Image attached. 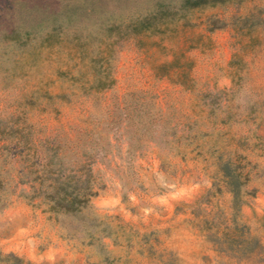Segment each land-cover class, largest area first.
<instances>
[{
	"label": "rangeland",
	"instance_id": "1",
	"mask_svg": "<svg viewBox=\"0 0 264 264\" xmlns=\"http://www.w3.org/2000/svg\"><path fill=\"white\" fill-rule=\"evenodd\" d=\"M154 1L0 0V117L66 158L102 151L69 214L32 196L27 152L0 147V264H264V0L143 20ZM257 8L255 28L230 25ZM92 59L114 82L81 93ZM88 105L111 120L68 139Z\"/></svg>",
	"mask_w": 264,
	"mask_h": 264
},
{
	"label": "trees",
	"instance_id": "2",
	"mask_svg": "<svg viewBox=\"0 0 264 264\" xmlns=\"http://www.w3.org/2000/svg\"><path fill=\"white\" fill-rule=\"evenodd\" d=\"M224 0H166L154 1L143 16V20L154 19L161 12L170 10L175 13L177 10L187 9L196 6L213 5L221 3ZM259 13L261 8L251 11L242 16H234L230 25L236 29H253L260 24ZM150 23V22H149ZM149 23L141 24L146 28ZM219 25H211L209 28ZM101 59V56L97 57ZM92 59L89 64L91 77L84 82L76 85L75 90H81L84 93L87 90L102 92L112 85L114 78L111 75L109 64L104 61ZM105 59V58H104ZM75 87V85H74ZM71 94H79L70 92ZM207 93H203L205 95ZM57 97H66L67 93H59ZM120 105V101L117 102ZM107 105L102 102L101 109H106ZM72 123L71 131L67 134L68 139H75L79 134H84L89 142L93 134L100 136L102 134V124L108 117L99 114L96 117L89 105L82 108V112ZM12 113L7 117H0V147H9L13 154H23L27 152L31 157L28 169L31 182L32 196H37L47 205V209L53 212L77 213L87 206L91 196L96 193L94 177L92 173V162L101 156L102 151L71 149L72 157L66 158L64 150L60 143L55 141L54 133H41L40 135H31L29 126L31 123L23 125H12ZM87 120V125H80V120ZM12 121V122H11ZM10 122V123H9ZM9 124V125H8ZM114 132V131H113ZM89 136V137H86ZM116 140L115 135L107 136L104 143L112 144Z\"/></svg>",
	"mask_w": 264,
	"mask_h": 264
}]
</instances>
